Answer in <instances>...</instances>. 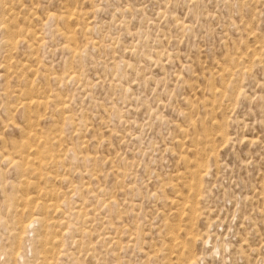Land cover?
<instances>
[{
	"label": "rangeland",
	"instance_id": "374dc122",
	"mask_svg": "<svg viewBox=\"0 0 264 264\" xmlns=\"http://www.w3.org/2000/svg\"><path fill=\"white\" fill-rule=\"evenodd\" d=\"M0 264H264V0H0Z\"/></svg>",
	"mask_w": 264,
	"mask_h": 264
},
{
	"label": "bare ground",
	"instance_id": "6f19581e",
	"mask_svg": "<svg viewBox=\"0 0 264 264\" xmlns=\"http://www.w3.org/2000/svg\"><path fill=\"white\" fill-rule=\"evenodd\" d=\"M67 18V17H66ZM64 20V19H63ZM11 37V36H10ZM12 39V38H11ZM8 41V40H7ZM9 42H10V40H9ZM14 48V47H13ZM24 104V103H23ZM22 107V106H21ZM29 109V108H28ZM24 112V111H23ZM31 118V117H30ZM39 153V152H38ZM54 155V154H53ZM38 156V155H37ZM37 221V220H36ZM22 223V222H21ZM40 224V223H39ZM27 225V224H26ZM23 226H24V224H23ZM22 229H24L23 227H22ZM21 229V230H22ZM27 229H28V227H27ZM25 230V229H24Z\"/></svg>",
	"mask_w": 264,
	"mask_h": 264
}]
</instances>
